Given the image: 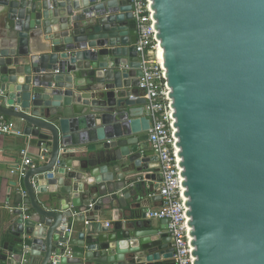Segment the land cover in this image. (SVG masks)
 Returning <instances> with one entry per match:
<instances>
[{
	"label": "water",
	"instance_id": "1",
	"mask_svg": "<svg viewBox=\"0 0 264 264\" xmlns=\"http://www.w3.org/2000/svg\"><path fill=\"white\" fill-rule=\"evenodd\" d=\"M148 1L191 264H264V0ZM137 40L131 0H0V114L38 148L0 264H175Z\"/></svg>",
	"mask_w": 264,
	"mask_h": 264
},
{
	"label": "built area",
	"instance_id": "2",
	"mask_svg": "<svg viewBox=\"0 0 264 264\" xmlns=\"http://www.w3.org/2000/svg\"><path fill=\"white\" fill-rule=\"evenodd\" d=\"M133 15L138 31L136 49L141 63L142 76L139 88L144 91L146 103L144 114L150 119L149 143L157 157L158 167L162 174L157 193L162 196L161 206L147 213L150 218L168 219L167 232L174 248L175 264H191L187 234L185 229L148 0H131ZM13 122L6 116L0 115V133L21 134L15 130ZM23 160L18 169H23L30 163V156L22 150ZM18 169L15 167L12 172ZM27 209L26 206L23 207ZM93 208L90 204L89 210ZM90 221H86V225Z\"/></svg>",
	"mask_w": 264,
	"mask_h": 264
},
{
	"label": "crops",
	"instance_id": "3",
	"mask_svg": "<svg viewBox=\"0 0 264 264\" xmlns=\"http://www.w3.org/2000/svg\"><path fill=\"white\" fill-rule=\"evenodd\" d=\"M1 115V114H0ZM8 118V117H7ZM11 120L10 118H8ZM13 127L15 130L21 131V128H18V126H15L13 124ZM149 149L152 150L151 145L149 143ZM22 150H26L28 156L33 157L38 152V148L36 147L35 143H28L27 138L23 135L22 131L21 134L17 133H11V134H1L0 133V253L4 249L5 242L9 241V238L7 237V234L4 233L5 227L8 224L9 221V207L12 206V200H13V190L14 187L12 185V181L18 178L17 172L13 173L12 169L15 167V165H19L22 163L23 160V154ZM149 173H154L153 169H150ZM157 173H154V175L157 176ZM148 187H153L155 185L160 184V180L154 176L153 179L147 181ZM12 192V198L9 201L8 197ZM157 188H153L150 192L147 193L145 196V204L146 209L148 212L155 210L161 206L162 199H159L157 197ZM128 211H132V213L138 214V209H129ZM99 215L101 219L109 218L110 215L107 214L106 211L99 212ZM93 218V214H91V217ZM148 219L151 221V226L153 228H158L162 224V219L158 218H150ZM83 227L86 226V223L81 224Z\"/></svg>",
	"mask_w": 264,
	"mask_h": 264
}]
</instances>
